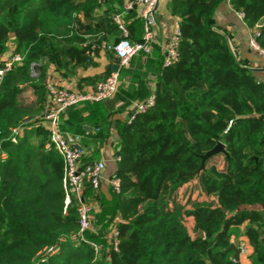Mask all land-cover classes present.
Wrapping results in <instances>:
<instances>
[{"label": "trees", "instance_id": "trees-1", "mask_svg": "<svg viewBox=\"0 0 264 264\" xmlns=\"http://www.w3.org/2000/svg\"><path fill=\"white\" fill-rule=\"evenodd\" d=\"M218 1L168 3L179 18L178 56L156 68L153 104L118 126L119 189L109 198L95 195L99 210L84 230L88 239L103 242L95 256L89 243L75 239L77 201L68 194L64 204L62 160L47 144L41 113L48 65L70 71L92 63L91 53L121 32L100 0H0V57L9 39L10 51L21 55L0 78V264H236L229 245L241 234L252 248L244 264H264V84L213 27ZM229 2L264 48V0ZM147 54L137 52L119 68L130 85L85 103L113 98L123 106L144 98ZM84 122L75 119L78 130ZM108 123L92 121L93 140L103 141ZM216 140L224 152L197 170L199 154ZM193 179L197 195L181 201L178 188ZM94 193L85 182L84 196ZM115 214L117 249L104 238ZM188 215L192 231L201 229L204 237L187 231ZM48 246L59 250L44 256Z\"/></svg>", "mask_w": 264, "mask_h": 264}, {"label": "crops", "instance_id": "crops-1", "mask_svg": "<svg viewBox=\"0 0 264 264\" xmlns=\"http://www.w3.org/2000/svg\"><path fill=\"white\" fill-rule=\"evenodd\" d=\"M122 1L123 0H101L100 9L103 10L105 5L110 7L111 10L122 11ZM170 0H156L154 4V18L155 22L151 26L152 30V40L150 42V54L142 56V59H146V64L143 66L144 73V85L147 90L152 92L155 81V70L158 66L162 65L161 59L163 57L164 49L167 44L169 35L174 28L176 23H179V18L169 11ZM140 6L137 5L131 9L123 10L122 17L124 24L127 29L128 37L131 40H138L142 37L144 24L143 19L139 14ZM257 23V22H256ZM213 27L219 32L223 33L227 43L229 44L232 52L236 57L243 62L245 66L250 68L252 75L255 79L261 81L264 84V57L258 55L253 51L247 43L249 35L253 32L254 28L249 27L240 16L239 11L233 8L229 0H219L213 9ZM9 50L12 49L13 43L9 39ZM159 52V57H155L154 53ZM235 51V53H234ZM8 52L1 55L5 56ZM92 63H87L86 65H78L72 67L70 71L60 68L54 64H49L47 67V77L46 85L54 84L58 86H64L69 89L74 90H89L92 88L93 83L103 77L104 74L112 70L111 66L117 64V57L111 51L100 47L95 53H91ZM126 66V65H125ZM119 66L115 69L119 76V85L128 86L130 85V77L127 74L119 72ZM132 85H136L132 82ZM133 98L129 103L120 106L119 99H108L99 103V105H88L85 102L76 105L72 108L69 107L61 113V123L60 126L68 131L76 132L80 135L81 142L85 147V153L82 155L79 164H83L87 161L102 158L104 160V168L101 172V178L99 185L95 189L94 197H90L95 200V206L92 212V219L94 218V213H96L98 208L97 197L104 196L109 198L110 196V177L115 172V155H116V142L118 139V126L119 124L127 118L128 112L132 106ZM68 113V111H70ZM82 118L85 122L82 124L83 130H78L75 126V119ZM105 118L108 120L107 134L101 143L97 140H93L92 135L95 132L94 127L91 125L92 121L100 120ZM73 129V130H72ZM76 130V131H74ZM93 151L91 152V150ZM222 159L218 157L217 164L220 165ZM195 180L189 181L177 190V196L184 199L185 195L188 194L191 197H195L198 192V188L195 186L191 190V183ZM190 187V188H189ZM96 195V196H95ZM209 197H213L210 195ZM118 220V214L114 216V224ZM184 224L186 229L192 235L195 231H192L193 219L192 216L188 215L184 217ZM244 224V223H243ZM240 225V227L243 226ZM237 246H239L238 241L247 242L245 235L241 234L237 239L232 238ZM251 246L248 245V250H251ZM248 262V256L240 253V263L244 264Z\"/></svg>", "mask_w": 264, "mask_h": 264}, {"label": "built area", "instance_id": "built-area-1", "mask_svg": "<svg viewBox=\"0 0 264 264\" xmlns=\"http://www.w3.org/2000/svg\"><path fill=\"white\" fill-rule=\"evenodd\" d=\"M101 1V0H100ZM156 0H123V10L131 9L137 5L140 6L139 14L143 19L144 29L142 37L138 40H131L128 37L127 29L123 21L122 11L111 10L110 19L115 23L121 32V36L114 42L102 43L101 47L113 52L117 57L119 66L127 65L130 57L137 52L147 53L150 48V42L153 34L151 26L155 22L153 10ZM242 17V11L238 10ZM257 30L249 35L248 46L258 55L264 57V48L258 44L255 36ZM179 23H176L172 29L167 44L164 49L162 64L167 65L177 59L178 42L180 39ZM21 60V55L14 51H9L5 56L0 57V78L3 73L8 70L14 62ZM119 84V76L116 70L109 71L103 77L97 79L89 90H74L64 86L54 84L46 85V99L44 108L41 113L44 128L48 133L47 144L53 146L62 160V187L65 193L64 204L68 201V194H72L76 198V210L78 214V228L74 234L77 242L85 241L89 243L93 249L95 256L101 253L103 242L88 239L84 230L91 229V217L95 206V200L84 196V184L87 182L92 188H97L101 178V172L104 168V160L96 158L79 164L82 155L85 153V147L81 142L80 135L76 132L68 131L60 126V115L67 107L79 105L86 101H97L111 97L117 90ZM153 104V93L150 92L144 98L135 99L128 112L127 120H130L138 112L145 111ZM230 120L227 122L225 129L229 126ZM13 139V138H12ZM116 159V155H115ZM112 190L119 189V180L115 174L110 179ZM105 240L112 245L114 249L118 248V232L114 223L105 231ZM240 253L247 255L248 245L241 243L239 245ZM59 246H48L45 248L43 255L47 256L58 252Z\"/></svg>", "mask_w": 264, "mask_h": 264}, {"label": "water", "instance_id": "water-1", "mask_svg": "<svg viewBox=\"0 0 264 264\" xmlns=\"http://www.w3.org/2000/svg\"><path fill=\"white\" fill-rule=\"evenodd\" d=\"M262 20H263V16H260L257 20V25H260L262 23ZM111 68L112 70H115L117 68V64H113ZM68 108L69 107H67L66 109ZM216 152H224V143L221 140H216L215 143L210 148L205 150L203 153L199 154L200 163H199L197 170L203 167L204 161L206 158H208L212 154H215ZM116 154H117V151H116ZM221 208L222 210H225L223 207ZM195 236L204 237V232L201 229H196L192 237H195ZM229 247L232 248L233 250L232 256L234 260L236 261V264H241L240 263V247L237 246L234 242H231Z\"/></svg>", "mask_w": 264, "mask_h": 264}, {"label": "rangeland", "instance_id": "rangeland-1", "mask_svg": "<svg viewBox=\"0 0 264 264\" xmlns=\"http://www.w3.org/2000/svg\"><path fill=\"white\" fill-rule=\"evenodd\" d=\"M189 188H190V187H189ZM194 188H195V183L192 182V183H191V190L194 189ZM186 198H187V196L185 195V197H184V199H182V201L185 200ZM242 241H243V240H242ZM242 241H240V242L238 241L239 245H240L241 243H245V242H242Z\"/></svg>", "mask_w": 264, "mask_h": 264}]
</instances>
